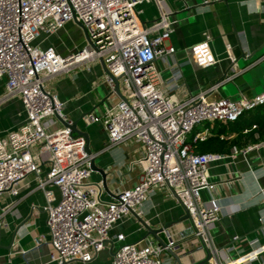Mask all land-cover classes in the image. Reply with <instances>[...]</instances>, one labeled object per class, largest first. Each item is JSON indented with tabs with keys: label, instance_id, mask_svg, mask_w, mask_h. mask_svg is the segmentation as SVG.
<instances>
[{
	"label": "built area",
	"instance_id": "1",
	"mask_svg": "<svg viewBox=\"0 0 264 264\" xmlns=\"http://www.w3.org/2000/svg\"><path fill=\"white\" fill-rule=\"evenodd\" d=\"M143 2L0 0V79H5L0 106L19 99L27 116L18 130L0 139V197L5 193L18 196L20 183L28 177L39 181L46 197L43 209L52 247L48 261L40 264H87L109 245L114 248L111 264H164L163 252L177 253L180 248L171 228L164 230V244L148 238L144 244L130 243L124 234L115 239L110 236L118 222L134 217L133 211L142 217L143 206L158 190L166 191L187 210L193 236L211 254L209 264H239L224 257L228 247L217 248L211 235L224 210L214 194L218 185L210 181L208 170L226 155L196 152L187 139L200 125L227 124L263 105L264 93L238 101L210 99L209 93L235 76L226 74L210 90L187 94L182 64L169 42L173 32L170 14L157 0L160 14L146 23L139 9ZM68 23L83 31L82 46L61 55L53 47L36 45L42 33L53 34ZM210 42L207 36L188 52L189 60L200 68L218 62ZM158 60L167 63L168 78L158 68ZM94 63L104 66V82L110 96L119 101L102 116L88 114L84 121L102 124L110 147L136 142L143 148L136 162L141 167L138 183L118 191L112 201L102 200L101 186L91 181V163L97 155L89 153L86 139L74 132V121L63 114V103L51 87L56 77L81 67L91 70ZM209 132L205 129L194 140H204ZM260 147L264 141L247 149ZM238 153L234 147L232 156ZM41 162L48 165L43 179L39 176ZM50 188L58 190L59 200ZM203 190L209 192V200H203ZM5 215L6 210H0L2 225H7ZM34 241L39 246L46 236ZM263 252L264 246L256 248L245 256V264H264Z\"/></svg>",
	"mask_w": 264,
	"mask_h": 264
},
{
	"label": "crops",
	"instance_id": "2",
	"mask_svg": "<svg viewBox=\"0 0 264 264\" xmlns=\"http://www.w3.org/2000/svg\"><path fill=\"white\" fill-rule=\"evenodd\" d=\"M158 1L170 14L173 32L169 42L175 47L176 59L182 64L187 94L210 90L226 74L235 76L209 93L210 99L230 98L238 101L264 93V0ZM139 9L146 23L155 20L160 14L157 0H144ZM207 36L211 37L210 45L218 62L211 67L200 68L189 60L188 52ZM84 42L83 31L76 24L68 23L53 34L42 33L36 45L42 49L53 47L57 53L66 55ZM157 66L165 78L170 76L165 61L158 60ZM51 87L63 103V114L87 134L89 148L97 155L94 160L96 166L107 173L109 191L104 188L103 177L99 172L92 170L90 178L101 186L102 200L112 201L118 191L135 186L141 172L140 165L136 163L142 156L141 144L128 142L110 147L103 125L88 124L83 119L88 114L102 116L108 106L119 101V97L110 96V89L104 82V66L94 63L91 64V70L78 68L53 79ZM4 91L5 79H0V95ZM9 104L14 112L6 131L8 135L0 139H7L11 132L18 130L26 121L22 102L12 99L0 107ZM215 126L216 123L200 125L188 136L187 141L204 142L212 135ZM205 129L210 130L206 138L195 141L196 135ZM253 146L240 148L236 157L232 156V150L225 153L226 156L211 163L208 170L210 181L218 185L214 194L224 210L213 224L211 235L217 248L228 247L224 257L238 260L239 264H245L247 254L264 246V147L247 149ZM47 172L48 165L41 162L40 178L43 179ZM38 185L37 179L28 177L20 183L18 196L5 193L0 197V210H6L4 221L7 223L0 224V264H40L49 259L52 247L47 214L43 209L46 197ZM50 189L59 200L58 190ZM202 198L205 201L210 199L207 190L202 191ZM143 210L142 218L151 228L159 230L171 224L168 228L175 232L180 246L176 254L181 257L183 264H209L204 263L207 250L193 236L191 222L183 219L184 207L176 199L166 191L158 190L143 206ZM118 234H124L130 243L144 244L146 238L155 243H160L159 238L164 242L167 240L164 231L159 237L153 234L146 237L147 230L134 217L114 226L110 232L111 238L115 239ZM40 235H45L46 241L37 246L34 239ZM112 249L114 251L112 245L107 246L87 264H111ZM260 258L264 260V252ZM162 259L164 264H176L171 251H164ZM68 264L84 263L74 261Z\"/></svg>",
	"mask_w": 264,
	"mask_h": 264
},
{
	"label": "trees",
	"instance_id": "3",
	"mask_svg": "<svg viewBox=\"0 0 264 264\" xmlns=\"http://www.w3.org/2000/svg\"><path fill=\"white\" fill-rule=\"evenodd\" d=\"M256 126V127H255ZM264 141V104L245 111L236 121L216 123L212 135L204 142H190L199 153H229Z\"/></svg>",
	"mask_w": 264,
	"mask_h": 264
},
{
	"label": "water",
	"instance_id": "4",
	"mask_svg": "<svg viewBox=\"0 0 264 264\" xmlns=\"http://www.w3.org/2000/svg\"><path fill=\"white\" fill-rule=\"evenodd\" d=\"M116 84H117V86H116V91L119 93V82L116 81ZM119 94H120V93H119ZM58 119L64 124V122H63L62 119H60L59 117H58ZM73 129H74V132L77 134V136H82V137H84V138L86 139V141H87V151H88L89 153H91V150H90L89 145H88L87 134L81 132V131L78 129V127H77V123H75ZM91 169H92L93 171L99 172V173L102 175V177H103V186H104V188H105L106 190L109 191V188H108V180H107V173H106L103 169L97 167L96 164H95V162H94V160H93L92 163H91ZM184 210H185V216H184L183 219H190V215H189V213L187 212V210H186L185 208H184ZM132 214H133V216L136 218V220L140 223V225H141L143 228H145V229L147 230L146 237H148L150 234H153V235L159 237L158 235H159L160 233H162L165 229H167V228L171 225V224H167V225L164 226V228L159 229V230H156V229L151 228V226H149V225L146 223V221H145L141 216H139L136 212L133 211ZM159 240H160V243H161V244H164V243H165L162 239L159 238ZM112 252H113V255H114V251H113V249H112ZM172 253H173V255H174V258H175V262H176V264H183V261H182L181 257H180L178 254L174 253V252H172ZM207 253H208V255H207V259L205 260L204 263H207V262L209 261V259L211 258V254H210V252L207 251Z\"/></svg>",
	"mask_w": 264,
	"mask_h": 264
},
{
	"label": "rangeland",
	"instance_id": "5",
	"mask_svg": "<svg viewBox=\"0 0 264 264\" xmlns=\"http://www.w3.org/2000/svg\"><path fill=\"white\" fill-rule=\"evenodd\" d=\"M12 112H14V109L10 104L0 107V138L8 135L6 131L10 125V116Z\"/></svg>",
	"mask_w": 264,
	"mask_h": 264
}]
</instances>
